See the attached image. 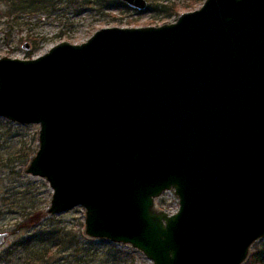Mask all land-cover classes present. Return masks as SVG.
Listing matches in <instances>:
<instances>
[{
  "label": "water",
  "instance_id": "1",
  "mask_svg": "<svg viewBox=\"0 0 264 264\" xmlns=\"http://www.w3.org/2000/svg\"><path fill=\"white\" fill-rule=\"evenodd\" d=\"M0 117L40 125L28 173L53 189L48 214L86 210L91 239L153 264H244L264 239V0L4 56ZM168 190L174 214L156 207Z\"/></svg>",
  "mask_w": 264,
  "mask_h": 264
},
{
  "label": "rangeland",
  "instance_id": "2",
  "mask_svg": "<svg viewBox=\"0 0 264 264\" xmlns=\"http://www.w3.org/2000/svg\"><path fill=\"white\" fill-rule=\"evenodd\" d=\"M116 1L120 2L103 0L101 6L75 9L54 0V7L28 11L20 9L18 0H0V58L33 59L62 42H87L108 27L171 24L183 13L200 9L206 0H146L143 10L113 7ZM39 135V124L0 117V234H6L0 264H153L130 245L89 238L86 210L81 206L61 214L47 213L53 189L45 178L28 173L40 148ZM156 206L168 213L179 209L174 193L156 199ZM86 250L91 256H84ZM256 252L264 254V239L253 245L250 255ZM249 259L244 264H253Z\"/></svg>",
  "mask_w": 264,
  "mask_h": 264
},
{
  "label": "trees",
  "instance_id": "3",
  "mask_svg": "<svg viewBox=\"0 0 264 264\" xmlns=\"http://www.w3.org/2000/svg\"><path fill=\"white\" fill-rule=\"evenodd\" d=\"M9 1L10 0H5L6 3H9ZM11 1L14 2L16 0H11ZM60 1L64 2L67 5V7L75 8V9L80 8L81 5H99V6H101V4L103 3V0H60ZM116 2H117V4L113 7H116V8L117 7H126V8H128V6L125 2H122V1H120V2L116 1ZM116 2H113V3H116ZM17 3H18L17 5L22 10L27 9L28 11H35V10H38L39 8H42V9L47 8L48 9L50 6L54 7V5L57 2H54V0H18ZM9 7H11L10 4H9ZM76 252L79 253L78 248L76 249ZM87 255L91 256V254L88 251L84 253V256H87ZM114 258H116V257H114ZM249 260H252L253 264H264V254H261V252L252 253L250 255Z\"/></svg>",
  "mask_w": 264,
  "mask_h": 264
}]
</instances>
